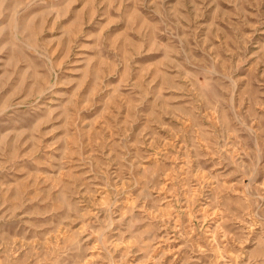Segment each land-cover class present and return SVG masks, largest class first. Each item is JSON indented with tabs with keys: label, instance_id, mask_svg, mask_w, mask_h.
<instances>
[{
	"label": "rangeland",
	"instance_id": "374dc122",
	"mask_svg": "<svg viewBox=\"0 0 264 264\" xmlns=\"http://www.w3.org/2000/svg\"><path fill=\"white\" fill-rule=\"evenodd\" d=\"M0 264H264V0H0Z\"/></svg>",
	"mask_w": 264,
	"mask_h": 264
}]
</instances>
